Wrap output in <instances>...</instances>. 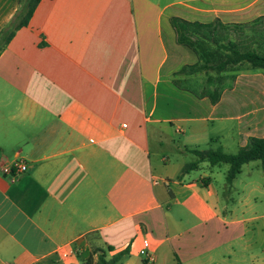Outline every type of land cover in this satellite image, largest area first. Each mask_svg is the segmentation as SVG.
<instances>
[{"label":"crops","instance_id":"1","mask_svg":"<svg viewBox=\"0 0 264 264\" xmlns=\"http://www.w3.org/2000/svg\"><path fill=\"white\" fill-rule=\"evenodd\" d=\"M20 8L0 0V34ZM173 16L246 23L264 0H41L1 53L0 264H95L92 243L128 250L118 264H259L236 179L220 192L162 153L171 129L195 159L204 141L264 137V73L245 64L218 103L200 96L175 75L197 57Z\"/></svg>","mask_w":264,"mask_h":264},{"label":"trees","instance_id":"2","mask_svg":"<svg viewBox=\"0 0 264 264\" xmlns=\"http://www.w3.org/2000/svg\"><path fill=\"white\" fill-rule=\"evenodd\" d=\"M41 0H21V8L11 22L0 34V55L10 43L16 32L29 24ZM170 22L176 33V41L197 57V62L185 65L175 75L183 73H205L208 80L215 81L212 92L204 88L200 96H207L213 104L219 102L222 95L223 73L234 71L247 64L252 69L264 73V16L246 23L225 24L220 19L210 23L189 21L173 16ZM235 79V76L232 77ZM181 87V84L174 80ZM196 160L186 164L181 174H187L197 169L202 162L215 166L228 164L226 181L231 185L241 173L242 167L252 161H261L264 169V137H251L246 146L239 148L235 154L226 153L222 148L216 150L191 149ZM209 180V179H208ZM94 240V239H91ZM108 250H112L108 247ZM92 255L97 254L95 264H118L128 250L107 258L106 250L92 243ZM87 264H94L93 258Z\"/></svg>","mask_w":264,"mask_h":264},{"label":"rangeland","instance_id":"3","mask_svg":"<svg viewBox=\"0 0 264 264\" xmlns=\"http://www.w3.org/2000/svg\"><path fill=\"white\" fill-rule=\"evenodd\" d=\"M244 65L240 68H243ZM187 74L189 76L187 81H184V83L188 84L189 86L193 87L195 90H199L202 85L207 86V88L211 89V87L215 86L214 80H208L209 77L205 73H183ZM226 79L223 82V86H226L230 84L232 81L233 74L229 73L227 76H225ZM170 137L173 141H171V148H166L163 150L164 156H169L171 160L172 165H176L178 163H191L195 161V157L191 154H180L176 152L175 148L178 145L184 144V138L181 133H176L174 129L170 130ZM234 136V135H233ZM226 149H224L229 154H235L238 150L237 143L234 141L232 135H227L226 137ZM200 150H208L213 149L216 150L218 148H221L220 143H211V142H201L199 147ZM229 166L228 164H219V166L212 168L211 165L208 162H204L200 164V167L193 170L190 173V176L192 178L200 177L201 175L208 174L215 177L214 185L217 188L218 191L223 192L226 191V174ZM234 193L233 197L237 201L240 200L243 193L244 196L249 195L250 199V205L246 209V216L254 217L255 219L251 222L250 229L252 231L258 232L260 230L264 231V169L262 166V162L252 161L248 164H245L242 168L241 174H239L234 181ZM240 192V194H239ZM238 213H242V209L240 208L238 210ZM241 253V251H238ZM255 255L257 256V261L259 264H264V239L263 242H260L255 246L254 250ZM247 254L244 253V255L239 254L237 259H239L238 264H241L244 261V264L250 259L249 257H246ZM242 261V262H241Z\"/></svg>","mask_w":264,"mask_h":264},{"label":"built area","instance_id":"4","mask_svg":"<svg viewBox=\"0 0 264 264\" xmlns=\"http://www.w3.org/2000/svg\"><path fill=\"white\" fill-rule=\"evenodd\" d=\"M14 166L17 167L18 168V171H21V172L22 171H25L27 169V166L24 165V164H17L16 163V164H14ZM4 172L5 173H8V174H11L13 172V168H11V167H5L4 168ZM62 255L64 257H70L72 255V252H70V251H62ZM150 260H153V257H151Z\"/></svg>","mask_w":264,"mask_h":264}]
</instances>
